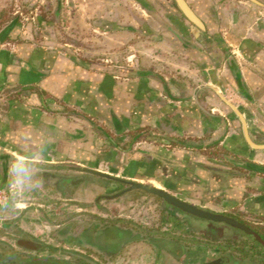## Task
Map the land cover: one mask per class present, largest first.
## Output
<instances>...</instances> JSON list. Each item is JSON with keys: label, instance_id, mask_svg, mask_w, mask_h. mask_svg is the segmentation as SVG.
<instances>
[{"label": "crops", "instance_id": "0c3cea01", "mask_svg": "<svg viewBox=\"0 0 264 264\" xmlns=\"http://www.w3.org/2000/svg\"><path fill=\"white\" fill-rule=\"evenodd\" d=\"M187 2L205 30L171 0H0V209L99 173L264 228V0Z\"/></svg>", "mask_w": 264, "mask_h": 264}, {"label": "rangeland", "instance_id": "374dc122", "mask_svg": "<svg viewBox=\"0 0 264 264\" xmlns=\"http://www.w3.org/2000/svg\"><path fill=\"white\" fill-rule=\"evenodd\" d=\"M68 10L63 29L62 26L58 27L63 41L79 43L83 49L88 47L96 52V59L106 58L104 50L108 46L104 45L102 36L95 38L87 21L80 20L75 27L71 9ZM89 39L96 42L90 41L88 44ZM77 179L74 177L72 182ZM63 183V197L52 195L48 197L49 200H44L54 207L52 209L62 206L60 211L33 212L23 216L12 209H0V240L21 250L17 240L21 239L23 234L20 231H23L42 244L57 249L52 254L55 259L73 261L69 253H87L89 249L94 252L92 257L102 264H197L203 259V250L222 245L215 241L211 231L204 234L208 222H198L195 218L191 222L187 219L177 222L173 215L170 216L166 202L155 195L142 190L126 191L129 185L101 177L78 179L73 186L66 179ZM49 190L52 193V189ZM70 191L77 193L72 196ZM119 192L125 195L116 196ZM39 199L33 201L39 204ZM33 222L39 223L31 224ZM235 234L230 230L225 231L226 237L238 241L234 248L228 247L220 252L225 259L239 256L236 249L242 246L239 244L243 241ZM105 254L109 255L106 262L102 259Z\"/></svg>", "mask_w": 264, "mask_h": 264}, {"label": "flooded vegetation", "instance_id": "af4514ba", "mask_svg": "<svg viewBox=\"0 0 264 264\" xmlns=\"http://www.w3.org/2000/svg\"><path fill=\"white\" fill-rule=\"evenodd\" d=\"M120 193L121 192H119L117 195H119ZM169 213L170 216L173 215V219H175L177 222L185 221L186 219L191 222V219H193V217H190L187 213H184L173 207L169 208ZM223 215H227L229 217L237 219L249 229H251L254 233H256L260 237V239H257L254 235H245L244 233L239 232L237 229L230 227L224 223L206 221L209 224L207 225L204 234L207 235L208 232L211 231L218 239V242H221L222 245L211 250H203V259L197 264H264V228L258 226L253 221H248L244 218H237L232 214ZM227 230L232 231L234 234L236 233L235 237L243 241L241 244H239L242 246H238L239 248L236 249V253L237 255H239L238 258H235L233 256V258L225 259L223 257V254H220V252L227 250L228 247L234 248L235 243L238 242L234 238H232L233 240H230V237H226L225 231Z\"/></svg>", "mask_w": 264, "mask_h": 264}, {"label": "water", "instance_id": "95a60500", "mask_svg": "<svg viewBox=\"0 0 264 264\" xmlns=\"http://www.w3.org/2000/svg\"><path fill=\"white\" fill-rule=\"evenodd\" d=\"M250 1L254 3H258V0H250ZM171 2L173 6L175 7V9L179 11L183 15V17H185L187 21H189L192 25L198 27L199 29L205 30L204 23L198 17V15L194 12V10L189 5L187 0H171ZM239 116L242 119V116L241 115ZM98 175L102 178H106L104 177L103 174L98 173ZM120 183H123V182H120ZM125 184L129 185V188L126 191L142 190L148 194H152V195H155L163 199L169 208H172V207L176 208L184 213H187L190 217H193L196 219L199 218L203 221H213V222H218V223H224L230 227L237 229L239 232L245 233L247 235H254L257 239H260V237L256 233H254L251 229H249L247 226H245L243 223H241L235 218L229 217L227 215L216 214V213L201 209L199 207H196L194 205L188 204L170 195L169 193L163 190L157 189L151 185L135 183V182H129Z\"/></svg>", "mask_w": 264, "mask_h": 264}, {"label": "trees", "instance_id": "16d2710c", "mask_svg": "<svg viewBox=\"0 0 264 264\" xmlns=\"http://www.w3.org/2000/svg\"><path fill=\"white\" fill-rule=\"evenodd\" d=\"M118 229L122 230L120 227ZM87 230L85 229V231ZM20 232L23 236L17 240V244L21 250H17L9 243L0 240V264H102L92 257L94 252L89 249L86 250L87 253L79 251L69 253L73 257V261L55 259L52 254L57 249L42 244L35 240L33 236L23 233V231ZM119 238H121V234H119ZM215 239V241H218L216 237ZM27 252H35L37 254L32 255ZM43 253L50 255H42ZM105 255L102 256V259L106 262L109 260V255Z\"/></svg>", "mask_w": 264, "mask_h": 264}, {"label": "built area", "instance_id": "2783aa9c", "mask_svg": "<svg viewBox=\"0 0 264 264\" xmlns=\"http://www.w3.org/2000/svg\"><path fill=\"white\" fill-rule=\"evenodd\" d=\"M3 195H4L3 192H0V205L3 204V198H2Z\"/></svg>", "mask_w": 264, "mask_h": 264}]
</instances>
